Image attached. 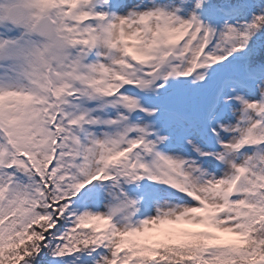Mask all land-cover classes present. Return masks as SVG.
I'll return each instance as SVG.
<instances>
[{
	"label": "snow or ice",
	"instance_id": "6c2138e0",
	"mask_svg": "<svg viewBox=\"0 0 264 264\" xmlns=\"http://www.w3.org/2000/svg\"><path fill=\"white\" fill-rule=\"evenodd\" d=\"M0 264H264V0H0Z\"/></svg>",
	"mask_w": 264,
	"mask_h": 264
}]
</instances>
